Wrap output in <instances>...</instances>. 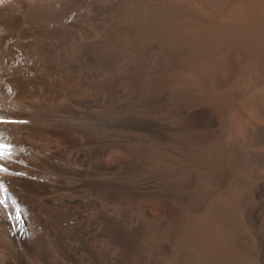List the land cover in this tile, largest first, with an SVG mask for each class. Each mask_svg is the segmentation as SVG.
Returning a JSON list of instances; mask_svg holds the SVG:
<instances>
[{"label": "bare ground", "instance_id": "6f19581e", "mask_svg": "<svg viewBox=\"0 0 264 264\" xmlns=\"http://www.w3.org/2000/svg\"><path fill=\"white\" fill-rule=\"evenodd\" d=\"M0 264H264V0H3Z\"/></svg>", "mask_w": 264, "mask_h": 264}, {"label": "rangeland", "instance_id": "374dc122", "mask_svg": "<svg viewBox=\"0 0 264 264\" xmlns=\"http://www.w3.org/2000/svg\"><path fill=\"white\" fill-rule=\"evenodd\" d=\"M196 221H198V218L197 217H192L191 219H190V222L191 223H196ZM199 222V221H198Z\"/></svg>", "mask_w": 264, "mask_h": 264}, {"label": "snow or ice", "instance_id": "6c2138e0", "mask_svg": "<svg viewBox=\"0 0 264 264\" xmlns=\"http://www.w3.org/2000/svg\"><path fill=\"white\" fill-rule=\"evenodd\" d=\"M3 2V0H0V3H2Z\"/></svg>", "mask_w": 264, "mask_h": 264}]
</instances>
